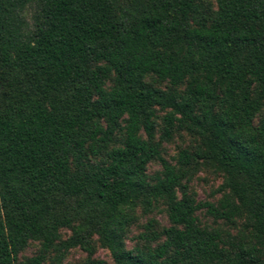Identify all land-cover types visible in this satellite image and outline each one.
Masks as SVG:
<instances>
[{
    "label": "trees",
    "instance_id": "trees-1",
    "mask_svg": "<svg viewBox=\"0 0 264 264\" xmlns=\"http://www.w3.org/2000/svg\"><path fill=\"white\" fill-rule=\"evenodd\" d=\"M183 127L199 140L173 164ZM203 167L216 202L185 183ZM138 211L169 225L128 248ZM96 245L115 264H264V0H0V264Z\"/></svg>",
    "mask_w": 264,
    "mask_h": 264
},
{
    "label": "rangeland",
    "instance_id": "rangeland-1",
    "mask_svg": "<svg viewBox=\"0 0 264 264\" xmlns=\"http://www.w3.org/2000/svg\"><path fill=\"white\" fill-rule=\"evenodd\" d=\"M168 109H157V124L160 128L162 122V116ZM160 130L157 131L156 140L159 139ZM197 136L194 133L189 132L183 128H178L174 133L172 139L162 142V155L171 163H175V157L178 151L182 148L193 149L197 144ZM160 168L157 162H151L148 165L147 172L153 174L158 171ZM222 175L219 172L214 171L210 167H203L191 174V177L187 183L188 189L190 192L195 194L197 200L200 201H212L216 200L221 196V193L218 191L219 185L222 183ZM139 213V219L137 222L133 223L130 226L127 238L126 246L128 248H133L135 246V239L138 232L141 230V225L144 224L148 218H154L157 221L159 227L168 226V220L165 212H153L152 214L142 215ZM201 223L208 224L212 226H217L223 224L215 222L211 217L205 214L204 210L198 212ZM225 227V226H223ZM70 230L61 229L60 234L63 239L68 237ZM40 249V243L38 241H31L28 245L19 253L18 258L21 260L26 257L33 256L38 253ZM90 260H102L104 264H115L113 259L107 249L101 248L99 245H96L94 253L89 257L87 252L81 250L80 248L69 249L64 257L57 261L56 254L54 251H50L47 255V258L44 261V264H89Z\"/></svg>",
    "mask_w": 264,
    "mask_h": 264
}]
</instances>
